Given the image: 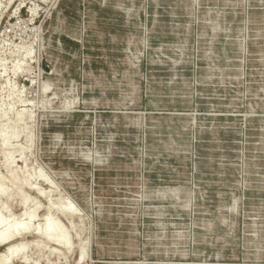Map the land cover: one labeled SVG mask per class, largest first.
Masks as SVG:
<instances>
[{
    "label": "rangeland",
    "instance_id": "374dc122",
    "mask_svg": "<svg viewBox=\"0 0 264 264\" xmlns=\"http://www.w3.org/2000/svg\"><path fill=\"white\" fill-rule=\"evenodd\" d=\"M0 179V264H264V0H0Z\"/></svg>",
    "mask_w": 264,
    "mask_h": 264
},
{
    "label": "bare ground",
    "instance_id": "6f19581e",
    "mask_svg": "<svg viewBox=\"0 0 264 264\" xmlns=\"http://www.w3.org/2000/svg\"><path fill=\"white\" fill-rule=\"evenodd\" d=\"M16 132L15 128L12 125H8V133L3 138V145L6 144V142L9 140L10 137H15ZM13 176V175H12ZM13 178V177H12ZM15 181V178H13ZM0 195L5 196L6 198L9 197V191L5 188L4 182L2 179H0ZM29 204V201L26 199L23 201L22 206L25 208ZM57 212L68 217V216H74L75 213L72 211V209L67 206L60 205L57 207ZM48 213L52 211V205L48 208ZM36 219V210L32 212H27L22 216V219L19 220V222H12V223H5V226L3 228H0V246H3L11 241H13L18 235L20 237H24L28 234L30 236H33V238H36L37 236L41 237V240L43 242H54L55 246H64L66 249H69L66 247L67 241L63 237L62 230L60 229L59 225L54 223L51 218H46L45 223L43 226H39L35 228L34 230L27 229V226L30 225L34 220ZM4 223L0 219V226ZM33 231V232H32ZM26 246L22 245L21 247L17 248L15 250L16 254H19L23 249H25Z\"/></svg>",
    "mask_w": 264,
    "mask_h": 264
}]
</instances>
